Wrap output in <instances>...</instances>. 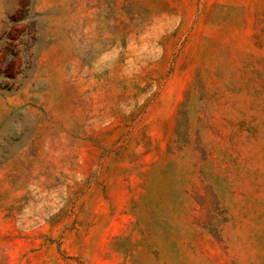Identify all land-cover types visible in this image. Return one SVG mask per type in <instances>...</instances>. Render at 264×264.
<instances>
[{"label": "rangeland", "instance_id": "obj_1", "mask_svg": "<svg viewBox=\"0 0 264 264\" xmlns=\"http://www.w3.org/2000/svg\"><path fill=\"white\" fill-rule=\"evenodd\" d=\"M0 264H264V0H0Z\"/></svg>", "mask_w": 264, "mask_h": 264}]
</instances>
